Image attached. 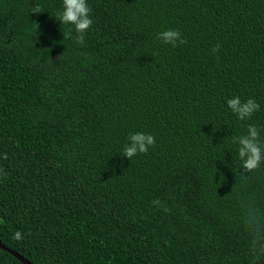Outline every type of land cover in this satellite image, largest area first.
<instances>
[{"label": "trees", "instance_id": "1", "mask_svg": "<svg viewBox=\"0 0 264 264\" xmlns=\"http://www.w3.org/2000/svg\"><path fill=\"white\" fill-rule=\"evenodd\" d=\"M87 3L77 44L63 0H0L1 243L31 264H252L240 202L264 208V163L241 176L232 140L264 141V0ZM235 96L260 110L238 120ZM135 132L155 145L129 160Z\"/></svg>", "mask_w": 264, "mask_h": 264}, {"label": "clouds", "instance_id": "2", "mask_svg": "<svg viewBox=\"0 0 264 264\" xmlns=\"http://www.w3.org/2000/svg\"><path fill=\"white\" fill-rule=\"evenodd\" d=\"M91 11L87 0H63V10L59 14V21L74 26L77 44L84 43V33L92 26ZM69 36L71 37V31ZM158 39L172 46L187 43L185 39H182L180 31L175 29L158 33ZM219 48L220 45L217 44L212 51L216 52ZM227 106L240 121L251 119L253 114L260 110V105L254 99L242 101L238 96L228 99ZM260 134L261 128L255 124H248L246 133L233 137L232 142L238 145V157L242 162L241 176L255 171L264 163V141L261 140ZM128 141L123 151L124 157L129 160L137 154H146L149 147L155 145V137L144 132L130 133ZM159 203V200L153 201L155 205ZM240 207L241 223L248 235L252 264H255L256 260L264 257V208L258 206L254 199L241 200ZM15 238L20 239L21 234L17 232Z\"/></svg>", "mask_w": 264, "mask_h": 264}, {"label": "water", "instance_id": "3", "mask_svg": "<svg viewBox=\"0 0 264 264\" xmlns=\"http://www.w3.org/2000/svg\"><path fill=\"white\" fill-rule=\"evenodd\" d=\"M0 249L8 252L9 254H11L12 256H14L15 258H17L23 264H31L27 259H25L24 257H22L20 254H18L17 252L9 249L4 244H2L1 241H0Z\"/></svg>", "mask_w": 264, "mask_h": 264}]
</instances>
